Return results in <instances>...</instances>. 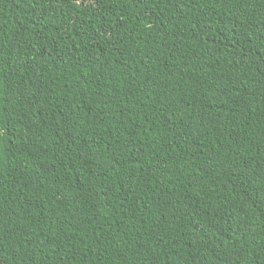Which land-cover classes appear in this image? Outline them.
<instances>
[{"label":"trees","instance_id":"16d2710c","mask_svg":"<svg viewBox=\"0 0 264 264\" xmlns=\"http://www.w3.org/2000/svg\"><path fill=\"white\" fill-rule=\"evenodd\" d=\"M225 12L240 8L0 0L2 264H224L213 248L264 249V0L241 13L240 44L217 31Z\"/></svg>","mask_w":264,"mask_h":264},{"label":"snow or ice","instance_id":"6c2138e0","mask_svg":"<svg viewBox=\"0 0 264 264\" xmlns=\"http://www.w3.org/2000/svg\"><path fill=\"white\" fill-rule=\"evenodd\" d=\"M60 2L61 0H48L49 5ZM63 2L67 3V0H63ZM139 2H143V0H139ZM211 2L221 3L224 2V0H211ZM227 2L229 4L235 3L240 8V12H233L232 14H229L228 12L223 13L215 24L217 31L221 33H223L224 31L231 33L232 38H236L235 39L236 44L242 43V41L237 38L238 36L243 37L246 40H250L251 21L249 20L247 15H244L243 19H241V13L244 12L250 5L260 3L261 0H227ZM79 3L82 6L85 5L86 3H91L94 7L99 8L104 3V0H79ZM44 12L45 13L47 12L46 8L44 9ZM73 19L74 20L78 19V17H74ZM209 19L216 20L214 16L209 17ZM205 23H207V21H205ZM229 24H231L230 28L228 26ZM57 35H59V33H57ZM80 35L85 36L88 35V33L83 32ZM99 36L100 34L96 33L95 36H89V40L95 41ZM59 38L62 40L64 39V36L60 35ZM45 39H47V37H45ZM55 39L56 36H53L52 40ZM261 39L264 40V35L261 36ZM15 46L16 45H12V47ZM92 47H96V44L94 43ZM233 47H235V45H233ZM262 47H264V45H262ZM257 51H259V49ZM2 52H3V45L0 44V53ZM48 55H51V52H48ZM0 59H3L2 55H0ZM2 83L3 81L0 80V84ZM8 87H11V85H8ZM226 90L228 92H231L232 88L227 87ZM24 91L31 92V88L25 89ZM15 98L16 97L14 96L13 99ZM30 103L38 104V101L32 100L30 101ZM3 115H4V108L3 105H0V119L3 118ZM2 216H3V210L0 209V236H3L4 234L3 233L4 221L2 219ZM204 230L205 231L212 230L213 232L221 231L218 225H214L210 222L205 223ZM213 251H217L220 254V257L223 259L224 264H234V262L235 264H264V249H261L260 251L256 252L255 255H252L249 249L240 246L239 242H237V244L235 246H232L231 248L221 246L219 249L213 248ZM24 254L27 255V253ZM0 264H2V261H0Z\"/></svg>","mask_w":264,"mask_h":264}]
</instances>
